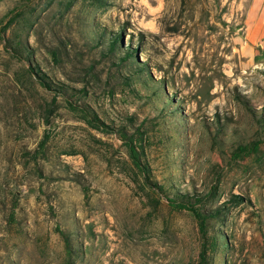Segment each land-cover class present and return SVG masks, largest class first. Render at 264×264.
Wrapping results in <instances>:
<instances>
[{"label":"rangeland","instance_id":"obj_1","mask_svg":"<svg viewBox=\"0 0 264 264\" xmlns=\"http://www.w3.org/2000/svg\"><path fill=\"white\" fill-rule=\"evenodd\" d=\"M0 264H264V0H0Z\"/></svg>","mask_w":264,"mask_h":264},{"label":"trees","instance_id":"obj_2","mask_svg":"<svg viewBox=\"0 0 264 264\" xmlns=\"http://www.w3.org/2000/svg\"><path fill=\"white\" fill-rule=\"evenodd\" d=\"M99 1V0H97ZM98 7H101L103 4L100 2L97 4ZM19 13L16 14V17H18ZM12 23V19L7 23V25L2 29L1 32L6 31L10 24ZM121 38V35H117L111 42L110 50H114V47L116 46L117 41ZM14 51L19 53L22 57L25 59H28L27 51L28 49L21 44V42L15 43V48H13ZM52 58L57 61L58 58V51L57 50H49ZM24 54L26 56H24ZM134 52L132 50L126 52L125 59H129L133 57ZM30 71L38 78L39 83L42 87L47 89L48 91H52L55 93L53 102L56 100V96L61 95L66 104L71 108L72 110H76L80 113H82L88 121V124L91 125V127L106 132V130L113 131L114 133H117V135L120 137V139L124 142V145L127 148V154L128 157L133 164V166L145 177H148L149 173V167L146 162L141 160V156H143V147L140 142V137L136 135V133H132L131 136H128L127 132L123 130V128H119V130L115 131L111 126L106 125L105 123L101 122L99 118L96 116V114H93L89 108L84 105L83 103H80L79 105H76V101L79 98H82L86 96V90H76L72 87L65 86V85H56L53 84L51 81L47 79V77L44 74H41L39 71H36L33 67H30ZM244 148H239V151H244ZM160 193L165 195V199L168 201L171 208L174 210H186L193 214L199 222L200 230L202 232V235L205 236L206 230L205 225L208 219H215L217 215L219 214L218 210H212V211H204L202 212L199 208H196L197 205H201L202 200L199 199L197 196H189L187 194H174L170 196L168 195L165 190H163L162 186L159 188ZM203 204V203H202ZM215 240L213 242V247L215 245ZM201 260L204 262L206 260V252L205 250L201 251Z\"/></svg>","mask_w":264,"mask_h":264}]
</instances>
